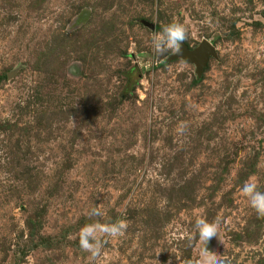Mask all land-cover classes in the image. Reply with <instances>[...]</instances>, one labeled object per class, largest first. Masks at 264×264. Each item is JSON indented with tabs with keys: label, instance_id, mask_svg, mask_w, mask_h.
Instances as JSON below:
<instances>
[{
	"label": "rangeland",
	"instance_id": "374dc122",
	"mask_svg": "<svg viewBox=\"0 0 264 264\" xmlns=\"http://www.w3.org/2000/svg\"><path fill=\"white\" fill-rule=\"evenodd\" d=\"M173 22L188 38L158 57ZM205 40L200 72L184 53ZM253 177L264 190V0H0V264H199L201 218L224 264H264ZM95 220L127 227L92 260Z\"/></svg>",
	"mask_w": 264,
	"mask_h": 264
},
{
	"label": "clouds",
	"instance_id": "9594fccd",
	"mask_svg": "<svg viewBox=\"0 0 264 264\" xmlns=\"http://www.w3.org/2000/svg\"><path fill=\"white\" fill-rule=\"evenodd\" d=\"M187 38V28L181 23L173 22L164 26L160 32L152 34L151 47L158 57L163 56L169 50L179 53L182 42L186 41ZM240 191L257 215L264 217V190L259 187L257 180L254 177L250 178L244 182ZM88 215L90 217H103L104 213L100 206H94ZM126 227L127 225L123 220L108 223L95 220L92 223L85 224L80 229L78 234L79 245L82 250L90 254L92 260H95L101 255L107 240L123 235ZM194 227L200 241L198 249L199 264H224L223 260L220 259V255L213 250L214 243L222 240L219 223H209L201 218L197 219Z\"/></svg>",
	"mask_w": 264,
	"mask_h": 264
},
{
	"label": "water",
	"instance_id": "95a60500",
	"mask_svg": "<svg viewBox=\"0 0 264 264\" xmlns=\"http://www.w3.org/2000/svg\"><path fill=\"white\" fill-rule=\"evenodd\" d=\"M185 58L188 61H191L193 63H198L200 72H203L204 69L208 66V63L210 61V58L213 56H216V51L211 43H209L207 40H205L202 45L193 52H185L184 53Z\"/></svg>",
	"mask_w": 264,
	"mask_h": 264
}]
</instances>
